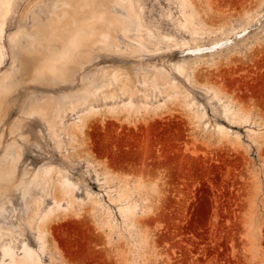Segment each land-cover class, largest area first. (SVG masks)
I'll list each match as a JSON object with an SVG mask.
<instances>
[{
    "label": "rangeland",
    "instance_id": "obj_1",
    "mask_svg": "<svg viewBox=\"0 0 264 264\" xmlns=\"http://www.w3.org/2000/svg\"><path fill=\"white\" fill-rule=\"evenodd\" d=\"M52 1L10 0L0 75L12 66L11 34L34 29L32 14L45 19ZM133 3L140 28L110 30L73 80L26 79L4 98L0 157L15 136V182L27 189L1 194L0 224L13 230L0 244L19 253L26 241L40 264H264V0ZM141 60L162 66L176 91L145 80ZM82 76L104 85L62 107L52 127L23 112L29 96L46 107ZM123 79L135 95L117 88Z\"/></svg>",
    "mask_w": 264,
    "mask_h": 264
},
{
    "label": "bare ground",
    "instance_id": "obj_2",
    "mask_svg": "<svg viewBox=\"0 0 264 264\" xmlns=\"http://www.w3.org/2000/svg\"><path fill=\"white\" fill-rule=\"evenodd\" d=\"M43 4L47 9L45 19L40 18L38 13H33L34 29L28 31L26 27L22 26L11 34L12 66L8 72L0 75L1 121L2 112L6 114V109L3 106L4 98L21 82L26 79L33 81L46 80L53 84L58 80H73L75 74L83 68L84 64L93 58L95 45L106 40L110 30H137L141 25L140 10L139 7L135 6L133 0H53L50 4L46 2H43ZM116 6L120 7L122 12H118ZM9 9L10 0H0V64L4 58V45L1 40L4 35V23ZM140 9L142 8L140 7ZM185 25H192L188 16H185ZM146 65L149 67H145ZM140 69L144 70L145 80L149 79L154 85L162 84L164 88L166 87L165 89L171 88L173 92L176 91L177 84L171 80L170 74L156 62L149 63L146 60H141ZM151 70L152 77L147 72ZM89 82L82 76V81L75 90L61 92L56 96H48L45 104L49 101L46 107L50 105V111L37 96H29L22 110L28 115L32 113L42 114L47 118L49 127H52L54 122L52 116L59 113L62 107H71L92 100L98 94L97 89L94 88L104 85V83L97 85L94 82ZM117 88L127 92L129 96L136 94V89H133L132 85L124 79ZM169 90H167L168 94L170 93ZM102 94L105 97L108 95L114 96L116 92L112 86L102 90ZM186 103L190 110L192 106L196 105L193 100H188ZM3 109L5 110L2 111ZM191 113L193 117L198 119L204 115V111L199 109L198 105L197 109L191 110ZM15 120H13L14 127H11L13 129L9 133H14V130L18 129L20 121H22V119ZM7 129L10 128L7 127ZM2 132L1 135L3 136ZM23 139L25 140V136ZM21 154V144L14 136L6 142L0 157V210L3 206L1 194H7L8 187L16 186L24 192L27 189L24 180L21 179L19 182H15L17 162ZM44 171L45 174H48L49 169L45 168ZM37 177L38 172H35L31 181H36ZM59 181H61L64 192L68 193L69 198H71V193L75 188L74 182L67 177L60 178ZM124 209L131 211V206L126 205ZM12 230L11 225L0 224L1 234L10 235ZM39 230L38 236L41 238L42 234ZM43 245L44 243L41 246ZM0 248L2 252L0 264L41 263L38 252L26 241H22L19 253L14 250L10 240L0 244Z\"/></svg>",
    "mask_w": 264,
    "mask_h": 264
}]
</instances>
